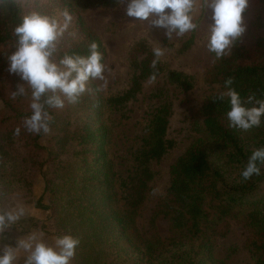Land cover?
<instances>
[{"label":"trees","instance_id":"obj_1","mask_svg":"<svg viewBox=\"0 0 264 264\" xmlns=\"http://www.w3.org/2000/svg\"><path fill=\"white\" fill-rule=\"evenodd\" d=\"M264 11V0H258ZM119 0H5L0 3V181L27 185V168H43V193L37 204L48 210V219L57 237L69 235L79 240L72 258L74 264H230L213 254L210 233L204 224H227V217L247 230L245 245L264 264V165L261 174L244 181L241 172L253 151L264 147V118L259 127L242 131L228 126L229 98L209 96L200 109L202 123L193 121L200 135L192 140L170 167V183L149 222L150 233H135L134 215L146 199L155 172L151 163L161 159L173 146L167 137L169 106L161 104L150 114L141 143L133 151L127 176L119 178L108 155L109 131L102 119L106 109L118 110L141 90L144 80L165 74L182 89H190L192 76L166 70L161 61L154 70L153 51L140 40L129 50L132 75L122 93L103 96L89 80L87 90L76 104L63 93V108H45L53 116L49 134L25 130L24 119L31 116L32 89L18 75L8 71V58L17 50L15 28L24 16L37 12L67 10L72 21L58 39L51 58L60 65L65 55L88 57L93 42L106 57L99 36L85 26L79 12L88 7H114ZM61 20V19H60ZM63 21V17H62ZM251 28L253 43L243 50L235 44L232 52L216 60L206 73V81L225 89L232 78L233 87L248 107V97L264 99V12L256 15ZM18 86L26 94L13 98ZM53 95L48 92L42 101ZM20 129L17 134V129ZM44 152L41 161L40 154ZM17 160L24 169L9 172ZM45 168V170H44ZM13 171V169H11ZM9 172V173H8ZM17 178V179H14ZM119 183L117 184V181ZM19 184V185H20ZM46 197L47 203H42ZM162 214L170 221V236L161 239L154 230V218ZM220 225V226H221ZM19 264H25L19 263Z\"/></svg>","mask_w":264,"mask_h":264},{"label":"rangeland","instance_id":"obj_2","mask_svg":"<svg viewBox=\"0 0 264 264\" xmlns=\"http://www.w3.org/2000/svg\"><path fill=\"white\" fill-rule=\"evenodd\" d=\"M126 6L127 0L123 3L119 0L118 5L114 7L92 6L79 12L85 26L99 36L106 48L103 63L111 69L105 73L107 86L102 87L103 82L100 80L90 79L99 92L103 96H109L122 93L129 87L132 75L129 50L140 40L144 41L151 50L157 46L166 49L165 55L160 59L163 67L166 70H177L191 75L193 82L192 87L185 90L171 84L165 74L156 77L155 81L150 82V79H146L134 98L118 110L106 109L102 115L109 131L108 155L116 174L121 178L127 176L131 169L133 151L141 143L150 114L161 104L169 106L167 137L173 141V146L161 159L151 163L155 174L149 182L145 201L134 215L133 230L143 237H148L149 222L153 212L166 194L170 183L171 165L189 143L200 135L194 130L193 121L202 123L203 116L200 109L206 99L211 95L226 93V90L216 83L210 84L206 81V73L217 59L207 48L212 11L203 5V0H200L192 13L193 22L198 25L197 29L186 33L183 37L173 34L171 40L165 36V29L153 27L150 21L128 17L125 14ZM52 12L48 16L56 17L62 23V13ZM261 12H264L261 3L258 0H249L242 14L246 31L234 45L237 44L243 50L250 48L254 36L251 24ZM233 46L228 55L232 52ZM43 157L44 152L40 154L38 160L41 161ZM26 166L27 164L23 176L27 177V185L18 182L9 186L0 184V211L14 212L23 209V215L0 232V254L6 246L14 248L16 258L13 264L25 262L30 255L29 251L19 246L21 241L30 242L33 247L37 243H44L56 248L58 238L47 217L48 210L37 204L38 197L43 193V168H40L39 164L28 168ZM7 169L10 170L9 172L18 173L17 171L24 169V165L13 160ZM7 176L0 181L13 179L12 176ZM260 187L261 192L264 193V182ZM153 190H158L155 195ZM42 203H47L46 197L43 198ZM210 218H213V212L204 224V229L207 234H211L214 256L230 264H256V256H253L245 245L246 228L229 217L226 219L227 224L221 225L220 222L219 226L217 222L210 223ZM154 230L161 239L169 237L168 217L157 215L154 218ZM32 237L35 239H30ZM70 264H74L72 259Z\"/></svg>","mask_w":264,"mask_h":264},{"label":"clouds","instance_id":"obj_3","mask_svg":"<svg viewBox=\"0 0 264 264\" xmlns=\"http://www.w3.org/2000/svg\"><path fill=\"white\" fill-rule=\"evenodd\" d=\"M4 2L5 0H0V3ZM121 2L123 3L124 0ZM248 2L249 0H203V5L212 11L207 48L209 52L215 54L217 60L228 55L235 41L246 31L242 14ZM199 3L200 0H127L125 14L140 21H150L153 27L165 29V36L171 40L173 34L183 37L186 33L197 29L198 25L193 22L192 13ZM61 15L62 23L56 17L32 12L24 16L22 23L14 30L17 50L8 58V71L18 75L32 89L33 102L30 105L32 114L24 119L25 130L32 134L51 132L54 118L45 105L49 108L64 107V100L55 94L57 91L63 93L68 103L76 104L86 92L87 82L90 79L100 80L103 82L102 87H106L105 73L111 70L103 63V53L98 50L95 42L89 46L88 57L65 55L60 61L63 68L52 61L51 58L57 51L58 39L72 21V16L67 10ZM152 51L154 59L151 67L155 70L166 49L157 46ZM155 79L154 71L150 82ZM231 85L233 80L228 78L225 81L227 92L219 97L223 99L224 95H227L229 98L230 110L226 113L228 126L242 131L259 127L264 118V99L257 100L249 96L247 103L253 106L248 107ZM48 92H52L53 95L41 102L42 97ZM25 94V88L18 86L13 98ZM16 131L19 134L20 129ZM261 165H264V147L252 152L241 172L242 179L247 181L254 175L259 176ZM157 191L153 190V194L155 195ZM21 215L23 209L14 212L0 211V232L15 223ZM79 243L78 239L65 235L56 239V248L44 243H37L33 247L27 241H21L19 246L30 252L25 264H70ZM15 258V249L6 246L0 254V264H13Z\"/></svg>","mask_w":264,"mask_h":264}]
</instances>
